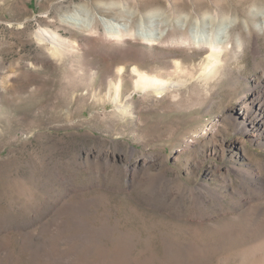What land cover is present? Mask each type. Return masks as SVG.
I'll return each mask as SVG.
<instances>
[{"label":"rangeland","instance_id":"374dc122","mask_svg":"<svg viewBox=\"0 0 264 264\" xmlns=\"http://www.w3.org/2000/svg\"><path fill=\"white\" fill-rule=\"evenodd\" d=\"M203 1L0 0V264H264V133L236 127L264 62V15L247 13L264 4ZM70 17L106 19L101 33L183 27L227 51L257 31L261 54L250 32L210 79L196 49L105 41ZM41 28L65 40L59 60ZM173 59L178 86L134 91V63L172 71ZM109 64L126 68L120 99Z\"/></svg>","mask_w":264,"mask_h":264},{"label":"bare ground","instance_id":"6f19581e","mask_svg":"<svg viewBox=\"0 0 264 264\" xmlns=\"http://www.w3.org/2000/svg\"><path fill=\"white\" fill-rule=\"evenodd\" d=\"M192 1V0H191ZM198 7H205L208 5L205 1H199V0H193ZM236 2V6L240 7L243 4L252 1L255 4H264V0H232ZM263 1V2H261ZM220 2H223L221 0H217L216 2V8L218 10L225 9V5L223 3L220 4ZM186 3L182 2V5ZM147 14V15H146ZM144 16H148V14L152 13H146ZM247 16H250L251 18H257L259 15H264V11L260 12L259 10L252 11V13H247ZM152 17V16H151ZM72 19L68 20L72 22L74 25H79L78 27L84 28V30H87L90 35L96 36V37H102L105 39V41H117L126 43L131 39L133 40H139L140 42L146 43V44H160L162 46L166 47H172V46H179L180 48H188V49H196L194 52L196 56L200 58L198 61L202 63L203 65V72L205 74V78L215 77L217 75V72L219 69L223 66L224 62H227L226 57L228 56L230 58H237L240 53L242 52L244 46L246 43H248V36L250 35V32L254 33V38L250 43L251 51L254 55L261 54V47L259 43V33L257 31H249L245 32L243 29L238 31V39L231 41V46L227 51V43L222 44L219 38L214 39H196L194 36L188 34L185 32L183 27H175L170 26L167 31H164L163 33H160L157 37L148 36L143 33L139 32H132L129 28L125 27H119V28H109L105 32L101 33L99 31V23L104 24L106 23V19L104 22H102L103 18H99L95 22H90L86 24H81L80 19L76 17H70ZM236 27V26H235ZM252 28V27H251ZM264 29V28H263ZM36 37L40 43H42L44 46H47L49 49V53L52 57H55L56 59H60L63 56V53H61L60 48L62 46V43H65V40H62L60 38L59 33L53 30L41 28L36 31ZM130 42V41H129ZM128 42V43H129ZM109 43V42H108ZM50 45V46H48ZM193 51V50H192ZM227 51V52H225ZM204 52V54H200ZM225 56V60L223 61V57ZM183 59V58H182ZM172 63V62H171ZM86 65L85 70L81 71L79 75L81 76V81L85 83L86 79L88 78L91 82V84L95 81L97 71L94 70L93 66L91 64H88L86 62H81L80 65ZM174 64V70L170 71L163 65L156 66L154 69H144L141 68L137 64H133L130 68L129 74L133 76V87L135 90H141L144 92H153L156 95H162L165 90L174 85H179L181 82L173 80V78H170L171 76L167 77L166 75L169 73H176V70L180 69V67L185 64L181 62V60L173 59ZM185 66V65H184ZM187 66V65H186ZM261 71L259 74V81L255 84V93L248 92L247 95H245L246 100L249 99L247 106L243 112L242 119L240 121L236 122V127L238 130L249 133L254 135L256 132L261 134L264 133V62L261 65ZM125 66L118 65L116 68L112 66V64L108 65V71L106 74H103L102 76L106 77L108 81V93L110 99H120L123 79H124V72H125ZM211 71V73H210ZM213 71V72H212ZM131 76V77H132ZM182 84V83H181ZM254 89V88H253ZM113 90V94L110 93V91ZM250 90V89H248ZM131 94H128L130 96ZM243 104H246V102H243ZM257 105L258 108H255ZM122 113H130V105H124L118 108ZM256 133V134H257ZM262 189V186L259 185Z\"/></svg>","mask_w":264,"mask_h":264}]
</instances>
